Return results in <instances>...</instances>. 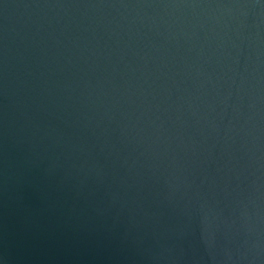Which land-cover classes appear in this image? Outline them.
I'll list each match as a JSON object with an SVG mask.
<instances>
[{
	"label": "water",
	"instance_id": "obj_1",
	"mask_svg": "<svg viewBox=\"0 0 264 264\" xmlns=\"http://www.w3.org/2000/svg\"><path fill=\"white\" fill-rule=\"evenodd\" d=\"M0 264H264V0H0Z\"/></svg>",
	"mask_w": 264,
	"mask_h": 264
}]
</instances>
